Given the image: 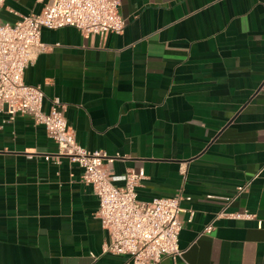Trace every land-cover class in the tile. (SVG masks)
Listing matches in <instances>:
<instances>
[{"label":"crops","instance_id":"obj_1","mask_svg":"<svg viewBox=\"0 0 264 264\" xmlns=\"http://www.w3.org/2000/svg\"><path fill=\"white\" fill-rule=\"evenodd\" d=\"M46 1L4 0L0 20ZM118 10L119 32L43 26L49 46L24 80L41 85L45 108L59 96L79 143L119 154L114 174L143 168L140 199L183 196V252L158 264H264V0H119ZM56 149L43 123L0 110V264H132L102 252L98 197L78 163L44 157Z\"/></svg>","mask_w":264,"mask_h":264},{"label":"built area","instance_id":"obj_2","mask_svg":"<svg viewBox=\"0 0 264 264\" xmlns=\"http://www.w3.org/2000/svg\"><path fill=\"white\" fill-rule=\"evenodd\" d=\"M4 0H0V8ZM119 0H47L37 12H26L13 21L0 20V110L13 118L18 112L28 113L43 123L57 149L45 153L56 162L67 156L81 167V180L89 184L98 197L97 215L108 233L102 252L125 254L132 264H158L162 256H181L178 234L183 226L179 217L181 194L140 199L136 185L144 176L143 168L128 167L120 174L112 172L111 163L118 153L101 148L90 149L79 143L63 112L59 96L50 99L45 108L44 90L39 83L24 80L28 61L49 43L40 36L41 28L75 25L83 33L119 32L125 19L118 10ZM116 178L122 183L117 184ZM249 181L237 186L246 190ZM189 198V196H186ZM233 198V197H232ZM226 197L229 202L232 200ZM219 214L236 218L253 217L247 211H225ZM211 225L204 230L209 231Z\"/></svg>","mask_w":264,"mask_h":264}]
</instances>
